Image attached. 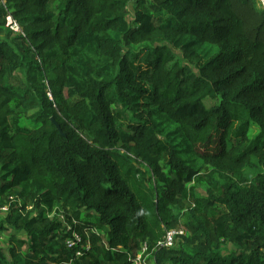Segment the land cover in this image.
Instances as JSON below:
<instances>
[{
	"label": "trees",
	"instance_id": "trees-1",
	"mask_svg": "<svg viewBox=\"0 0 264 264\" xmlns=\"http://www.w3.org/2000/svg\"><path fill=\"white\" fill-rule=\"evenodd\" d=\"M0 33V264H132L175 228L155 264H264L259 0H6Z\"/></svg>",
	"mask_w": 264,
	"mask_h": 264
},
{
	"label": "built area",
	"instance_id": "built-area-1",
	"mask_svg": "<svg viewBox=\"0 0 264 264\" xmlns=\"http://www.w3.org/2000/svg\"><path fill=\"white\" fill-rule=\"evenodd\" d=\"M2 4L5 5L6 0H0ZM261 5L264 6V0H259ZM5 26L15 33H23V29L18 22V20L14 17L13 14L7 13L5 17ZM3 211L8 210V206L2 208ZM185 234V230L183 228H175L167 230L164 238L158 241L153 248H149L148 245L134 255L132 259V264H155L157 252L163 248H171L174 247L178 239ZM67 245L70 248L76 247L78 244L82 242V237L76 232L72 237L67 239Z\"/></svg>",
	"mask_w": 264,
	"mask_h": 264
},
{
	"label": "rangeland",
	"instance_id": "rangeland-1",
	"mask_svg": "<svg viewBox=\"0 0 264 264\" xmlns=\"http://www.w3.org/2000/svg\"><path fill=\"white\" fill-rule=\"evenodd\" d=\"M129 20H130V22L131 23H133L132 21H133V11H131V15H130V17H129ZM4 36V34L2 33H0V38L1 37H3ZM23 124L24 125H27V126H32L33 125V122L27 117V115H23ZM6 212L7 211H3V210H1V214H3V215H6ZM9 234V232H5L4 234H3V237L1 238L3 241H5L6 240V237L5 236H7ZM180 239V238H179ZM179 239H178V241H179ZM177 241V242H178ZM4 245H6V242H5V244Z\"/></svg>",
	"mask_w": 264,
	"mask_h": 264
}]
</instances>
